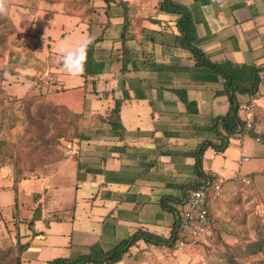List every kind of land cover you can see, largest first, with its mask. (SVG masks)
<instances>
[{"label":"crops","instance_id":"0c3cea01","mask_svg":"<svg viewBox=\"0 0 264 264\" xmlns=\"http://www.w3.org/2000/svg\"><path fill=\"white\" fill-rule=\"evenodd\" d=\"M176 1L192 18L196 30L194 46L211 63L264 64V0H227L224 8L216 0ZM152 14L151 20L139 24L128 34L125 48L132 53L131 62L122 65L127 51L119 50L122 49L121 19L111 18L110 23L102 27L104 30L101 28L97 33L99 36L104 31L94 54L98 75L82 74L79 80H72L70 86L55 89L67 90L63 95L67 103L55 104H62L79 115L81 122L87 123L81 130L84 139L67 145L68 149L77 147L83 152L82 157L73 154L47 166L48 173L42 174L41 180L49 186L45 180H51L59 164H75L79 181L75 186L86 194L77 200L73 197L65 208H59L62 211H51L44 219L39 212L41 208L36 205L33 214L37 215L31 216L28 228L21 232L26 238L22 244L29 245L25 259L28 254L37 255L30 252L31 249L38 251L48 247L53 255L52 248L59 244L47 241L51 240L50 235H59L55 225L65 221L74 224L82 218L91 226H84L85 231H81L78 224L71 229L62 245L77 246V252L70 251L63 257L81 256L95 245L108 249L138 229L168 238L175 215L165 206L179 209V199L188 194L186 186L202 182L203 174L221 181L222 200L216 202L217 199L212 198L208 204L211 217L214 208L224 211L238 192L243 198L264 201V128L258 136L243 131L229 138L223 152L209 145L219 144L221 130L218 128L217 133L213 130L214 119L231 111L229 99L222 92L223 80L208 67H195L187 59L185 50L168 46L170 35L177 32V15L156 12V9ZM93 25L96 24H91L92 28ZM142 28L146 31L141 32ZM237 100L246 102L249 98L239 95ZM254 100L260 116L264 117V83ZM117 101H120L119 119L114 126L109 114ZM239 115L243 118L241 113ZM199 157L200 175L195 167ZM79 164L83 166L80 170L77 169ZM244 178L248 183L241 181ZM56 189V185L44 189L42 200L46 191L55 199ZM27 194L40 200L35 192L28 190ZM79 203L83 208L81 214L75 213ZM242 203L244 205L245 201ZM62 213L61 222L55 221L53 217ZM35 218L37 221L32 226L29 223ZM48 218L53 220L47 225L44 221ZM37 222L38 227L42 225L45 229L37 228ZM104 225L110 226L113 234L108 240L102 239L101 234L107 235L102 229ZM28 229L30 232L25 234ZM67 231L68 228L63 229L62 233ZM40 232L41 236H35ZM35 238L39 239V244H33ZM154 249L138 242L123 258L134 251L141 255Z\"/></svg>","mask_w":264,"mask_h":264},{"label":"rangeland","instance_id":"374dc122","mask_svg":"<svg viewBox=\"0 0 264 264\" xmlns=\"http://www.w3.org/2000/svg\"><path fill=\"white\" fill-rule=\"evenodd\" d=\"M112 1L125 2L130 16L140 20V24H146L148 19L153 17L152 13L157 7V0ZM7 4L8 14L0 16V109L5 117L0 128V143L10 142L15 146L25 147L14 150L21 151L25 159L28 162L32 161L30 162L32 164L46 159L54 161L57 156H59L58 161L68 159L73 154L82 157L83 149L77 147L68 149L67 145L72 143L68 140H64L65 145L61 144L63 147L51 149V155H46L44 152L49 149H37L43 145L36 140L37 135L39 130L45 127H39L41 123L38 122L37 115L32 114L33 119L31 115L30 120H25V106L10 103L9 100L27 93L28 98L31 99L39 94L38 105L41 107L57 108L62 104L55 103H67L63 100V95L66 94L64 92L67 90H62L63 92L59 90L63 89L61 86H70L73 79L67 78L61 70V65L57 63L58 47L62 41L75 43L85 37H95L105 24L104 1L7 0ZM32 9L37 12L31 14ZM93 23L96 25L92 28ZM136 25L139 27V23ZM79 79L80 77L77 78ZM57 87L59 90L55 91ZM60 113L64 114L62 110ZM80 123L82 130L87 123ZM69 151L73 153L70 154ZM4 152V149H0V264H13L18 255L20 259H25V252L22 253L20 245L26 238L22 237L21 232L28 228L27 223L31 216L37 215L36 212L33 214L37 210L36 205L41 208L39 212L43 214L41 219H44L49 212L62 211L59 208H65L73 197L75 200L80 199L86 192L81 187L75 186L77 182L79 183L75 164L61 163L58 170L53 173V165L50 166L51 180L49 178L45 180L49 182V186L58 187L55 191V199L46 191L42 200L44 189L49 186L41 180V170L35 166L31 168L29 165L30 172L24 170L22 175H18L13 167H5L4 161L7 155ZM14 187L16 192L13 191ZM28 190L37 193L40 200L28 196ZM216 199V202L222 200V193ZM242 201H245L244 205ZM82 210V205L77 204L75 213L81 214ZM212 214L215 231L208 243L187 244L178 248L167 246L141 255H137L134 251L129 255L126 254L122 263L118 264H264V201L259 203L250 197L243 198L238 192L233 195L224 211L219 212L214 208ZM56 215L57 218L61 217V214ZM86 222L87 220L82 218L74 224L68 221L56 224L55 228L60 232L59 235L52 234L51 240L47 241L49 244H59L52 248L53 255H50L48 247L38 251L31 249L30 252H36L37 255L35 257L34 254H28L25 264H46L53 258L69 255L70 251L77 252V246L69 248L62 243L77 224L80 225L81 231H85L84 226H91ZM38 225L37 222V228L45 229L41 224L39 227ZM109 227L103 226L102 229L106 230L107 235L101 234L102 239L108 240V236H113ZM67 228L68 231L63 234L62 230ZM28 232L29 229L25 234ZM33 242V244L40 243L38 238Z\"/></svg>","mask_w":264,"mask_h":264},{"label":"trees","instance_id":"16d2710c","mask_svg":"<svg viewBox=\"0 0 264 264\" xmlns=\"http://www.w3.org/2000/svg\"><path fill=\"white\" fill-rule=\"evenodd\" d=\"M104 1V13L105 16V25L110 23L111 18H119L121 19V32L119 37V42L121 43V48L119 49L125 53L124 65L127 62H131L132 53L126 49V40L129 38V33L131 30H135L136 23H141L140 20L134 19L130 16L128 11V5L125 2L119 1L114 3L112 0H103ZM114 3V4H113ZM31 14H35L37 11L35 9L30 10ZM156 12H164L167 14L177 15L178 18L175 21L176 33H173L169 37L168 46L180 48L187 52V59L190 60L193 65L196 67H208L213 70L216 75H218L223 80V94H226L229 99L230 104V112L224 116H220L214 119L213 130L217 133L218 128L221 130L219 135V144L209 145L214 148L215 151H221L225 147V144L229 140V138L240 135L244 131V120L239 115L238 105L239 101L237 100V96L245 95L249 98V100H254L258 93L259 87L264 83V64L261 65H246V64H233L231 62H224L221 64H213L211 63L205 56V54L194 46V42L196 40V30L192 18L188 12V10L181 5L176 0H157ZM151 18L148 19V21ZM102 26V27H103ZM102 30H104L102 28ZM146 31V29L142 28L141 32ZM104 31H101L100 35L92 39L91 43L87 47V59L85 64V71L83 72L84 76L94 77L98 75L95 67L98 65V61H95V51L97 50V45L102 41V35ZM126 47V48H125ZM133 65V64H132ZM125 69V67H124ZM121 70H123L121 68ZM94 81H92V92L95 90ZM28 94H24L21 97L8 99L10 103H19V105L25 106V120H30L31 115H37L38 122L41 123L39 127H45L43 130H39L40 132L37 135L38 141H40L43 145L38 147L37 149H49L48 151H44L46 155H51V149H58V147H63L61 144H64V140H68V142H73L74 140H82L84 139V134L81 131V117L77 114L71 113L65 106H59L57 108H46L38 105V96L32 99L28 96ZM107 95V94H106ZM186 103V100L183 99ZM120 101L114 105V107L110 110V116L113 117L111 123L114 126H117L119 119V108ZM37 104L38 106H36ZM187 104V103H186ZM64 112L61 114L60 111ZM32 115V119H33ZM256 117L260 118L263 121V125L261 128V132L264 128V119L260 117L258 112V107H256ZM3 111L0 109V128L2 121L4 120ZM10 128V127H9ZM23 146H15L10 142L0 143V149H4L6 154V160L4 161L6 166L13 169H16V174L22 175L24 170H28V166L31 168L35 166V168H39L42 174L47 172V167L53 162H57L59 160V156L52 159L42 160L41 162L37 161V163H30L25 159V155L21 151H16L14 149H24ZM55 153V151H52ZM50 160V161H48ZM195 167L197 170V174H202L200 171L201 168V160L200 157L195 162ZM30 168V169H31ZM82 164L77 166V169H82ZM40 174V175H42ZM204 179L202 182L197 183L195 185L186 186V190L188 194L191 191H195L200 187V185H204L206 181H213L214 178L209 175H204ZM185 190V189H184ZM13 191L16 192V187L13 188ZM187 194V195H188ZM185 196L183 195L180 199V205L182 206ZM14 202H16V198H14ZM166 210L171 211L173 215L180 210V208H176L173 210L172 207H166ZM173 210V211H172ZM63 216V215H61ZM55 221H60L62 219H58L57 217H53ZM52 218H48L44 222L48 225ZM34 221H37L36 218L33 219L29 224L34 226ZM176 221L172 225L171 233L168 238H164L162 236L156 235L154 233H150L143 229L136 230L130 237L127 239H123L118 241L112 247L108 249H100L96 245L90 247L89 251L78 257H57L52 260L47 261L46 264H118L122 261L123 255L128 251L130 247L136 246L138 242H142L145 244L146 248H155L159 250L163 247H176L178 248V243L183 242V246L187 244H195V245H203L202 243H198L189 239L180 229H176ZM212 231H215V223L212 225ZM42 233H36L35 236H41ZM22 253L27 251L29 248L28 243H21ZM182 246V247H183ZM25 261L19 258V255L14 259L13 264H24Z\"/></svg>","mask_w":264,"mask_h":264},{"label":"built area","instance_id":"2783aa9c","mask_svg":"<svg viewBox=\"0 0 264 264\" xmlns=\"http://www.w3.org/2000/svg\"><path fill=\"white\" fill-rule=\"evenodd\" d=\"M256 107L255 100H249L240 102L238 110L244 120V131L258 136L261 133L263 121L256 117ZM256 141H259L258 137ZM241 181L248 183L245 178ZM220 195L221 181L217 179L208 180L195 191H191L185 196L180 210L174 214L176 229H180L192 241L208 243L212 238V225L215 223L209 213L208 204L212 198ZM182 246L183 242H179L178 247Z\"/></svg>","mask_w":264,"mask_h":264},{"label":"clouds","instance_id":"9594fccd","mask_svg":"<svg viewBox=\"0 0 264 264\" xmlns=\"http://www.w3.org/2000/svg\"><path fill=\"white\" fill-rule=\"evenodd\" d=\"M221 8L227 6V0H216ZM9 12L7 0H0V16ZM91 43L90 37H85L79 42L62 41L58 47L57 63L69 79L79 78L85 71L87 47Z\"/></svg>","mask_w":264,"mask_h":264}]
</instances>
